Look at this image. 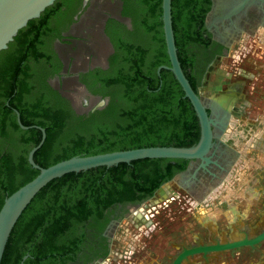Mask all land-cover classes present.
<instances>
[{
	"label": "trees",
	"instance_id": "trees-1",
	"mask_svg": "<svg viewBox=\"0 0 264 264\" xmlns=\"http://www.w3.org/2000/svg\"><path fill=\"white\" fill-rule=\"evenodd\" d=\"M162 0H124L123 13L131 16L133 29L125 36H114L116 52L109 69L97 72L96 91L109 96L107 105L87 115H75L67 103L52 90L50 99L35 90L39 77L30 68L42 67L50 56L38 49L41 36L49 29V18L62 0H55L39 17L30 19L8 47L0 51V95L21 113L25 125L46 129V138L35 151L34 159L49 166L74 155H87L143 146H189L199 138L195 111L169 65L161 19ZM210 0H172V19L179 60L192 87L197 91L190 70L192 45L206 46L203 18ZM44 67V66H43ZM34 75V77H33ZM40 82V81H39ZM4 101V103H5ZM3 108L10 111L5 105ZM11 125L23 132L11 117ZM19 169L7 156L0 158V207L4 198L32 179L38 169L27 163L28 150L41 138L32 127ZM4 134L2 123L0 135ZM171 158H144L110 167L98 166L69 172L45 185L16 221L8 238L1 264H59L74 242H60L72 222L84 211H102L122 199L139 183L138 171L144 166L159 169L174 165ZM22 162L24 164H22ZM184 166L183 164L179 167ZM169 174V173H168ZM28 254V255H27ZM27 257L23 260V256Z\"/></svg>",
	"mask_w": 264,
	"mask_h": 264
},
{
	"label": "flooded vegetation",
	"instance_id": "flooded-vegetation-1",
	"mask_svg": "<svg viewBox=\"0 0 264 264\" xmlns=\"http://www.w3.org/2000/svg\"><path fill=\"white\" fill-rule=\"evenodd\" d=\"M110 2L116 5L113 13L102 10L105 6L107 7V2L104 3V1L62 0L58 12L48 20L49 29L41 36V40L37 44L40 51L50 56L49 59L43 62L44 67H35L33 62H29L30 68L28 69H31L40 81L33 80L36 86L35 90H39L42 95L45 94L48 99L52 96V90L57 92L58 96L67 103L69 111L75 115H87L107 105L109 96L96 91V88L100 86L99 82H95L96 73L109 69L110 58L116 52L114 36L123 37L127 30L133 29L131 16L123 13L124 0H111ZM212 9L213 0H210L209 8L204 14L203 27H201L203 36L208 39L209 43L206 46H190L193 50L190 70L194 74L193 79L198 93L202 78L214 59L234 51L238 54L249 51L245 44L247 40L252 39V47H256L258 49L256 53L264 57L263 5L255 3L242 8L239 13L237 12L240 16L236 19V24L231 22L236 18V15L229 20L226 19L220 26V34L216 31L215 26L210 24ZM91 21H97L93 29H98L100 37L107 45L99 59L93 56L90 52L91 49L85 48L88 44L85 42L86 33H88V25ZM225 28H230V30L225 32ZM224 33L227 36H224ZM228 78L221 91L225 93L223 96L226 100L217 97L216 93H211L205 100L203 99L208 115L213 120L212 128L216 134L220 133L221 135V140L216 135L213 138V146L209 153L210 161L205 167L201 165L199 159L188 158H175L170 161L174 165L171 168L166 167V162L162 163L159 169L150 168L149 165L144 166L146 168L138 171L142 175L140 185L139 183L132 184L131 189L124 194L122 199L115 200L102 211H84L85 214L81 219L68 226L65 234L61 236L60 242L62 244L74 242L75 244L70 243L73 246L72 250L65 252L62 260L58 262L59 264L102 263L111 256V251L117 246L118 237L116 235L120 233L118 231H123V224H128L131 220L128 216L129 213L138 214L139 212L135 209L139 204L142 203L148 207L157 196L168 192L171 189V184L184 189L194 197L204 196L207 188L211 185L215 186L220 181L218 178L225 173L227 158L224 157L223 151L226 148L237 150L238 158L252 152L257 161L264 163V108L261 112L257 109L250 110L246 101L249 99H247V87L257 76L244 68H238V71L236 70ZM251 88L254 90L255 86L252 85ZM76 92L82 94V97L76 96ZM101 99H105V104L97 106V102ZM4 101L5 99L0 95V124L2 123L4 131V134L0 135V158L6 155L10 164L16 163V167L19 169L21 167L19 166L20 155L24 154L30 135L29 132L24 131L37 124L27 125L28 128L20 127L15 111L19 112L22 122L19 109L9 104L8 100L5 103ZM4 104L11 108L9 112L3 108ZM12 115H15L16 122L23 132L12 127ZM221 118L222 120H220ZM197 123L199 126L198 118ZM222 127L224 128L222 129ZM248 139L250 142L243 148L242 145ZM30 149L26 154L28 164H30L28 161ZM22 164L24 163L22 162ZM182 164L184 166L179 167ZM254 174L259 183L262 177L261 171L256 170ZM172 198L174 197L172 196ZM157 205L163 207L162 204ZM152 208L156 212L158 211L156 206ZM120 235L122 234L120 233Z\"/></svg>",
	"mask_w": 264,
	"mask_h": 264
},
{
	"label": "rangeland",
	"instance_id": "rangeland-1",
	"mask_svg": "<svg viewBox=\"0 0 264 264\" xmlns=\"http://www.w3.org/2000/svg\"><path fill=\"white\" fill-rule=\"evenodd\" d=\"M98 1L107 2V7L102 10L114 12L116 5L111 0ZM96 22H89L85 48L91 49L93 56L99 59L107 45L98 29H93ZM245 44L249 49L245 53L234 51L216 57L203 76L198 91L204 100L211 93L218 94L217 97L223 96L221 91L228 77L238 68H244L257 76L247 87V106H250V110L261 112L264 108V57L256 53L258 49L252 47V39ZM252 85L255 86L254 90ZM75 95L82 97L79 92ZM256 170L262 173L257 184H262L264 188V163L257 161L252 152L237 157L223 180L201 200L171 184V189L157 196L148 207L139 204L135 209L138 214L129 213L131 220L123 224L122 232L118 231L122 235H116L117 246L111 251V256L99 264H171L183 247L255 236L264 230V192L258 196L254 191L256 187H252ZM153 206H156L157 212ZM182 264H264V240L253 246L209 252L206 257L196 253Z\"/></svg>",
	"mask_w": 264,
	"mask_h": 264
},
{
	"label": "water",
	"instance_id": "water-1",
	"mask_svg": "<svg viewBox=\"0 0 264 264\" xmlns=\"http://www.w3.org/2000/svg\"><path fill=\"white\" fill-rule=\"evenodd\" d=\"M54 1L55 0H0V51L7 48L19 29L23 28L30 19L39 17L41 12L46 7L52 5ZM251 1L252 0H250L249 4L245 7L255 4ZM161 10L163 35L170 64L159 66L158 72L161 67L171 70L183 90L184 97L189 99L199 121L200 135L198 141L189 146L155 145L87 155H74L44 167L36 163L33 156L34 152L41 146L45 139V129L42 126L32 125L38 127L42 131V137L39 142L30 149L28 161L39 171L32 179L6 196L0 207V264L8 238L16 221L35 195L55 178L61 177L69 172H79L98 166L110 167L121 162L130 163L133 160L144 158L199 159L201 165L204 167L210 161L209 153L213 146V138L216 135L221 140V135L220 133L216 134L214 132L212 128L213 120L208 115L204 101L199 93L192 87L181 66L173 29L172 0H162ZM238 11L239 10L235 9L232 5L226 13V18L228 17L227 19L229 20L230 17ZM217 15V1L213 0V9L210 13V24L214 25L216 31L219 33L220 26H222L224 21L216 20ZM220 97L226 100L224 96ZM105 102V99H101L96 105L102 106ZM15 111L17 122L20 127L28 128L29 126L21 122L19 112L17 110ZM223 152L225 154L224 157L227 158V165L224 170L225 173L218 178L220 181L216 183L215 186L211 185L207 188L206 194L216 188L223 180L224 176L229 172L233 162L237 159V150L226 148ZM204 196L199 197L198 200H201ZM262 240H264V230L253 237L245 236L241 239L232 241H217L210 244L183 247L182 251L174 257L171 264H182L189 256L196 253H202L203 256L206 257L209 252L223 251L245 245L253 246ZM25 258L26 255L23 256V260ZM19 264H22V261Z\"/></svg>",
	"mask_w": 264,
	"mask_h": 264
},
{
	"label": "bare ground",
	"instance_id": "bare-ground-1",
	"mask_svg": "<svg viewBox=\"0 0 264 264\" xmlns=\"http://www.w3.org/2000/svg\"><path fill=\"white\" fill-rule=\"evenodd\" d=\"M217 1V7H218V15H217V17H216V20H220V21H225L227 18H226V13H227V11H228V9L230 8V7H232V5H233V7L235 8V9H237V10H239L238 11V13L241 11V9L242 8H245V6L246 5H248L249 4V2H250V0H216ZM262 0H252L251 2H254V3H256V4H261V5H263L264 6V1H262ZM260 8V7H259ZM262 8V7H261ZM261 11V10H260ZM237 12H236V14H234V15H236V18L235 19H233V24H236V19L237 18H239V16H240V14H238ZM264 13V12H263ZM234 15H232V16H234ZM232 16L230 17V19L232 18ZM228 20V19H227ZM261 23H263L262 21H261ZM226 26V25H225ZM230 30V28H225V32H227V31H229ZM220 34V33H219ZM223 34V33H222ZM224 36H227L225 33H224ZM225 94V93H224ZM219 101V100H218ZM217 101V102H218ZM221 101V100H220ZM230 101H232L231 99H230ZM229 102V101H228ZM228 104V103H227ZM217 107V106H216ZM226 110V109H225ZM218 111V110H217ZM225 114V113H224ZM228 115V114H227ZM223 116V115H222ZM225 119H226V117H224ZM224 119V120H225ZM230 119V118H229ZM220 120H222V118L220 119ZM222 122V121H221ZM226 122V121H225ZM227 122H228V120H227ZM221 126V125H220ZM227 127V126H226ZM224 127H222V129H223ZM227 129V128H226ZM226 131V130H225ZM236 131V130H235ZM224 132V131H223ZM225 134V133H224ZM242 135V134H241ZM229 137V136H228ZM235 140V139H234ZM238 141V140H237ZM236 141V142H237ZM250 142V141H249ZM247 143V142H246ZM226 145V144H225ZM245 145V144H244ZM243 146V145H242ZM217 150V149H216ZM220 151V150H219ZM223 151V150H222ZM238 152V151H237ZM224 153V152H223ZM241 153V152H240ZM219 155V154H218ZM237 160V159H236ZM241 176V175H240ZM239 177V176H238ZM248 178V177H247ZM237 179V178H236ZM244 179V178H243ZM246 180V179H245ZM248 180V179H247ZM189 182V181H188ZM245 185V184H244ZM228 188V187H227ZM221 190H222V188H221ZM198 192V191H197ZM200 192V191H199ZM205 201V200H204ZM147 224H148V222H147Z\"/></svg>",
	"mask_w": 264,
	"mask_h": 264
},
{
	"label": "crops",
	"instance_id": "crops-1",
	"mask_svg": "<svg viewBox=\"0 0 264 264\" xmlns=\"http://www.w3.org/2000/svg\"><path fill=\"white\" fill-rule=\"evenodd\" d=\"M255 181L253 182L252 187H256V189L254 190L255 192H257L258 196H262V193L264 192V188L261 185L260 187L258 185H255L258 183V179H254ZM258 186V187H257ZM262 192V193H261ZM254 201V199H252V202Z\"/></svg>",
	"mask_w": 264,
	"mask_h": 264
}]
</instances>
